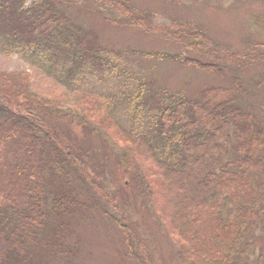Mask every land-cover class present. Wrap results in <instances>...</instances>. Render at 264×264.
<instances>
[{
    "label": "rangeland",
    "instance_id": "1",
    "mask_svg": "<svg viewBox=\"0 0 264 264\" xmlns=\"http://www.w3.org/2000/svg\"><path fill=\"white\" fill-rule=\"evenodd\" d=\"M41 1L55 5L72 25L90 33L91 41H95L100 49L97 52L100 62H109V67L104 65L101 72L84 68L75 72L69 80L65 70L56 69L45 60L48 55L42 59L45 51L35 55L32 50L23 56L6 52L0 44V94L9 98L10 94L3 91L8 89L22 95L19 99H11L14 107H9L1 96L0 117L7 118L9 114L18 116L17 106L32 109L38 104L37 112L43 108L57 110L64 118L66 135L92 159L86 172L88 178L83 176L85 184L71 183L79 202L86 207L68 219V225L62 232L63 238L54 248L65 256L44 252L37 256L34 263H214L215 256L208 253L214 254L219 249L208 251L202 248V241L206 233H210L214 240L211 243L216 246L224 225L222 221L209 218L214 208L207 206L200 211L199 217L191 219V225L194 223L192 231L184 225L180 205L185 191L177 190L174 180L168 179L170 175L166 178L163 172L162 178L160 169L145 162L144 149L140 151L136 148L134 133L150 130L149 123H152L144 120V116L138 118L130 113L139 108V98L132 96L142 95L141 101L145 104L151 103L150 97L155 98L153 94L161 90L168 93L181 91L188 99H197L210 89L237 93L233 82L236 77L244 82H238L243 86L244 93L236 95L237 102L244 108L246 105L264 107V70L259 66L246 65L236 69L226 66L222 75L202 72L191 64H209L211 59L198 60L190 49L143 31L164 28L170 33L177 32V36L199 31L209 41L208 44L215 43L231 52L245 53L253 43L264 42V23L254 21L253 26L251 23L260 15L264 20V0H118L132 11L134 19L127 12L117 13L110 8H102L94 0ZM133 20L138 23L129 27L121 25L126 23L124 21L130 23ZM195 39L201 42L199 36ZM208 48L213 49L214 46L208 45ZM260 50L255 49L256 52ZM177 57L189 60L184 62ZM135 120L140 123H135ZM99 132L105 137H99ZM117 149L130 159L133 154L139 158L138 162L145 172L144 180L150 185V196L143 197L141 193L145 190L136 189L133 181L126 186L125 179L131 180L124 172L121 174ZM129 169L128 163L123 170ZM234 188L232 197L236 198L237 186ZM223 191L220 190L221 194H225ZM262 195L260 191L258 197ZM260 207L262 209L264 205ZM231 208L227 207V212L221 209L226 216L220 217L229 220ZM246 213L235 214L231 220H239L241 214L246 217ZM249 231L255 233L250 264H264V225L257 224ZM140 241L143 245L139 247L137 242ZM127 243L133 249L130 253L138 257V262L125 254Z\"/></svg>",
    "mask_w": 264,
    "mask_h": 264
},
{
    "label": "trees",
    "instance_id": "2",
    "mask_svg": "<svg viewBox=\"0 0 264 264\" xmlns=\"http://www.w3.org/2000/svg\"><path fill=\"white\" fill-rule=\"evenodd\" d=\"M94 1L102 8L127 12L134 19L132 11L123 2ZM260 16L252 19V26L254 21L264 23ZM124 22L121 25L128 27L138 23L134 20ZM143 32L190 49L198 60L211 59L209 64H191L202 72L222 75L226 66L236 69L246 65L264 70V42L253 43L245 53H237L215 43L208 44L199 31L188 36L182 33L177 36V32L170 33L164 28ZM198 36L201 42H196ZM91 39L90 33L72 25L53 4L41 0H29L28 3L27 0H0V44L3 49L23 56L32 50L38 55L43 50L42 59L48 55L45 60L54 68L65 70L69 80L84 68L101 72L102 67L109 64L100 62L97 56L100 49ZM208 45L214 48L209 49ZM258 48L261 50L256 52ZM177 58L184 62L189 60ZM233 82L237 93L210 89L197 99H188L181 91L168 93L161 90L153 94L155 98L149 96L151 103L143 104L142 95H134L133 98H139V108L130 112L138 118L144 116V120L152 123H149L150 130L134 133L136 148L144 149L142 153L148 154H145V162L160 169L162 178L163 172L166 178L170 175L168 179L174 180L177 190L185 191L180 206L188 230H193L191 219L199 217L205 206L214 208L209 218L222 221L224 228L217 245L212 244L214 240L210 233H206L202 241V248L208 251L219 249L217 254L207 252L215 256L212 264H250L255 233L249 229L257 224L264 225V207H260L264 205V196L258 197L260 191L264 194V107L246 105L244 108L236 97L244 93L240 85L244 82L236 77ZM3 91L10 94L9 98L0 94L9 107H14L12 98L22 97L8 89ZM35 106L32 109L17 106L18 116L0 117V264H39L34 260L44 252L63 255L54 248L63 238L68 219L86 207L79 202L71 183L85 184L83 178H88L86 172L92 162L91 156L84 154L66 135L60 112L46 108L37 112L39 105ZM99 137L105 135L99 132ZM116 153L121 174L124 172L131 180L125 179L126 186L133 181L136 189L145 190L141 193L143 197L150 196V185L144 180L145 172L136 154L130 159L118 149ZM128 163L130 169L124 171ZM235 185L236 198H233ZM225 207H232L229 220L220 217L226 216ZM239 213H246V217L241 214L239 220H231ZM250 221L253 223H248ZM211 226L214 234L212 223ZM141 244L142 241L137 242L138 246ZM126 246L125 254L138 262V257L130 253L133 251L130 244ZM68 254L72 255L71 252Z\"/></svg>",
    "mask_w": 264,
    "mask_h": 264
}]
</instances>
